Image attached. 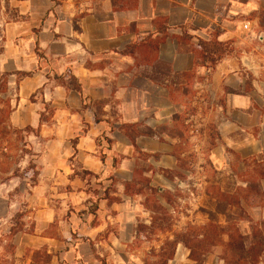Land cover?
<instances>
[{
	"label": "crops",
	"instance_id": "0c3cea01",
	"mask_svg": "<svg viewBox=\"0 0 264 264\" xmlns=\"http://www.w3.org/2000/svg\"><path fill=\"white\" fill-rule=\"evenodd\" d=\"M260 14H264V0H0V33L5 38L0 74L8 75L13 108L9 123L15 129L39 130V137L33 136L36 142L30 144L40 148L34 151L40 154L41 191L49 187L50 179L56 190L70 187L69 193L58 197H71L73 212L66 224H71L78 249L87 242L92 254L90 244L107 234L109 226L120 224L124 231L127 216L130 219L131 212L136 216V204L126 194L135 181L136 154L148 155L156 169L176 168V156L165 149L175 140L155 132L174 127L182 112V105L175 101V88L183 86L177 78L180 81L183 74L196 69L191 44L181 41L186 32L205 41L217 35L219 42L235 41L237 48L251 49L239 58L224 59L211 72V80L196 81L194 89H206L216 103L219 147L215 161H223V152L229 149L242 161L260 156L264 163V23ZM7 15L13 19L5 21ZM242 22L260 35L259 43L254 36L241 38ZM153 43L159 44L157 53L149 47ZM195 71L198 77L208 74L200 67ZM242 71L249 73V85ZM70 76L81 85V94L61 84ZM72 169L98 179L86 182L74 177ZM256 183L264 193V180ZM108 188L110 197L119 201H99L95 217L89 215L88 209ZM33 189L29 206L35 197L32 190L38 187ZM40 201L36 227L45 226L46 219L43 232L53 222L55 210L45 194ZM246 211L251 223L238 225L244 236L251 233V224L262 230L264 199L246 205ZM22 236L35 237H15L18 261L23 259L17 244ZM111 236L118 238L110 235L108 241Z\"/></svg>",
	"mask_w": 264,
	"mask_h": 264
},
{
	"label": "rangeland",
	"instance_id": "374dc122",
	"mask_svg": "<svg viewBox=\"0 0 264 264\" xmlns=\"http://www.w3.org/2000/svg\"><path fill=\"white\" fill-rule=\"evenodd\" d=\"M9 11L8 9L7 12ZM259 17L264 23V14H260ZM11 19L13 16L9 15L5 21ZM242 25H244L243 22ZM240 35L242 39L251 36L243 30V26ZM259 38L260 35L257 34V38L254 39L256 43H259ZM4 39L3 34L0 33V55L4 51ZM231 42L235 51L229 58H239L243 53L251 50L245 47L237 48L234 45L235 41ZM241 74L249 85L251 80L249 73L242 71ZM201 78L204 77L196 76L190 82L179 81L177 78L178 83L181 82L183 86L175 88V101L182 105V112L176 116L173 128L161 127L158 132H155V134L158 133L175 140L174 144L171 143V147L167 146L165 149L170 154L175 155L176 158L178 155H182L180 163L177 162L174 170L156 169L149 163L151 158L148 155H135L138 160L136 177L128 191L142 190L139 195H130L133 203L136 204V216L132 215V212L130 219L127 216L124 231L121 230L120 224L113 223L112 226H109L107 234L101 235L90 244L92 254L89 252L90 247L87 242L84 243L83 249L77 248L76 236L70 234L69 226L71 224H66L73 212V206L70 203L72 200L71 197L67 199L64 196H61L64 199H60L58 194L69 193V186L56 190L53 185L54 180L50 179L48 181L49 187H45V193L44 190L42 193L39 183L38 189L33 191L34 189L28 187L23 181L19 186V192L16 193L14 189L18 186L17 180H12L8 185H0V231H5L9 223V216L11 212L16 210L17 206L22 207L26 204L28 205L27 210L30 212L29 217L25 219V230L27 233L31 232L35 237L22 236L21 241L17 242L18 247H20L19 256H23L22 261L19 260V264H41L46 258L45 254L52 256L51 262L53 261V264H58L55 257L63 264H102V261H106L107 264H156L159 261L158 255L162 251L161 247L165 239L170 238L172 240V234L181 232L187 224L202 226L213 220L225 225V217L220 214L222 212L237 227L241 221H244L243 213L239 209L220 204L217 201L218 196L219 194H227L230 197L240 198V208L248 215L246 205H251L257 198L242 190L246 189L247 183L259 182L257 178L253 177L254 168L264 170V163L260 156L250 161H242L235 152L229 149L223 152V161L219 162V158L215 161L219 147L216 139V115L214 114L216 103L210 100L206 89H194V84L198 79L200 82L205 80L202 79L201 81ZM1 89L0 82V98L4 101L11 100L9 92L5 95ZM9 130L10 128L3 142V147L7 153H9L10 144L14 138L11 134L12 131ZM29 141L36 142L33 136ZM34 149L40 151L39 147H34ZM24 166L25 163L21 165V167ZM147 174L150 177H146ZM148 188L154 190L150 191ZM30 189H33L32 195L35 196L31 206L27 203L28 195L31 193ZM44 194L48 199L49 206L55 210V217L48 229L42 232L41 229L48 224L47 220L43 221L45 226L42 227H36V223L40 222V219L38 221L37 218V211L41 208L40 199ZM156 204L168 214L167 223L172 225L170 233L162 234L157 232V229L153 231V234L151 233V218L155 217L158 223L165 218L163 213H155ZM94 222L95 219H90L91 224ZM258 228H260L259 225ZM137 231H140L139 234ZM261 231L264 234V226ZM110 235L117 236V240L111 236L112 241H108ZM41 236L52 240H42L40 239ZM0 254L5 253L0 250ZM189 255V250L179 244L172 260L167 264H225L222 260L225 251L221 247L210 250L199 263L190 260ZM32 257H35V262H32ZM4 260L7 264L11 263L7 256L4 257ZM261 263H264V255L257 264Z\"/></svg>",
	"mask_w": 264,
	"mask_h": 264
},
{
	"label": "trees",
	"instance_id": "16d2710c",
	"mask_svg": "<svg viewBox=\"0 0 264 264\" xmlns=\"http://www.w3.org/2000/svg\"><path fill=\"white\" fill-rule=\"evenodd\" d=\"M193 39H195V43L192 42ZM181 41L184 45L191 44L190 50L196 59V69L200 67L208 71L207 76L200 80L205 79L210 81V74L214 71L215 67L224 59L229 58L233 51H235L234 48H232L233 43L231 41L219 42L217 40V35H213L209 41H205L199 37L191 36L186 32ZM149 47L153 52L157 53L159 44H149ZM38 55L40 59L43 57L39 53ZM195 70L192 73L183 74L180 77L181 80L185 82L193 80L196 77ZM7 78V74H0V82L2 86L1 91L5 95L9 92ZM61 84L66 88H71L79 94L82 93L81 85L73 76H70L68 81L61 80ZM0 104V185H8L12 180H17L18 186L14 191L18 193L19 186L23 181H25L26 185L30 188L36 187L39 183L40 171L37 163L40 154L34 151L29 141L31 136L39 137V130L30 127H26L25 129L13 128L9 123V118L13 111L11 100L7 99V101H4L0 98ZM41 117L43 118V114ZM9 128L12 131L11 134H13L14 138L10 144L9 153H7L3 147V142L9 133ZM216 133V139L218 140L219 135L217 130ZM106 141L108 145L111 144L108 139H106ZM181 156L182 155H178L176 158L178 164L180 163ZM23 163H25V166L21 167ZM72 170L74 171V177L76 176L86 182H90L93 178L98 179L97 176H94L90 172L79 173L75 169ZM253 174V177L258 180H264V170L255 167ZM109 180L112 183L115 182L113 178H109ZM130 186L131 184L126 188L127 195L141 194V189H138L137 192L128 191ZM148 189L150 191L154 190L153 188ZM242 191L246 194L249 192L252 196L257 198V200L251 205L261 203L264 199V193L261 191L258 183H247L246 189ZM99 201L113 203L118 202L119 199L111 198L109 195V188L106 189L99 200L93 203L88 209L87 213L89 215L95 217ZM217 201L225 206H234L239 209L241 213H243L244 221L251 223L250 217L243 212L242 208H240V198L230 197L227 194H219ZM27 208L28 205L26 204L22 207L17 206L16 210L11 212L9 216V223L7 224L6 230L0 231V250L5 253L3 255L0 254V264H7L4 260L5 256L11 261L10 264H19V261L16 258V245L14 244V239L19 234L33 235L31 232L27 233L25 230V219L28 218L30 214ZM155 213H163L165 218L162 219L160 223H158V220L155 217L151 218V233L153 234V231H156V229L157 232L162 234L170 233L172 225L167 223L166 218H168V214H166L163 208L158 206V204H156ZM220 214L225 217V225L214 222L213 220H210L202 226L187 224L181 232H174L172 234V240L166 238L161 247L162 251H160V254L158 255L159 261L156 264H167L172 260L175 249L179 244L189 250V259L194 263L201 262L210 250L216 247H221L225 251V256L222 258L225 264H257L258 260L264 255V234L261 229L258 228L257 224H251V234L244 236L240 233L238 227L231 223L229 217L226 216L224 212ZM139 232L140 231H137V234H139ZM83 240L85 241L86 239ZM45 257V260L41 264H50L52 256L45 254ZM32 262H35V257H32ZM58 264H63V262L58 260ZM102 264L107 263L106 261H102Z\"/></svg>",
	"mask_w": 264,
	"mask_h": 264
},
{
	"label": "built area",
	"instance_id": "2783aa9c",
	"mask_svg": "<svg viewBox=\"0 0 264 264\" xmlns=\"http://www.w3.org/2000/svg\"><path fill=\"white\" fill-rule=\"evenodd\" d=\"M243 30L246 31L247 33L251 34V36H254L255 38H257V36L254 35V31L248 22L244 23Z\"/></svg>",
	"mask_w": 264,
	"mask_h": 264
}]
</instances>
